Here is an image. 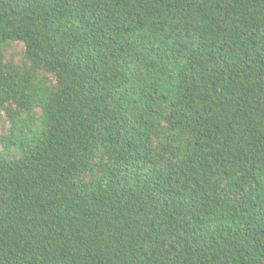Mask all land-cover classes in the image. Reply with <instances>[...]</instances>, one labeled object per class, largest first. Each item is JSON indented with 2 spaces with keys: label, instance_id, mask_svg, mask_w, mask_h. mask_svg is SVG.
Returning <instances> with one entry per match:
<instances>
[{
  "label": "trees",
  "instance_id": "16d2710c",
  "mask_svg": "<svg viewBox=\"0 0 264 264\" xmlns=\"http://www.w3.org/2000/svg\"><path fill=\"white\" fill-rule=\"evenodd\" d=\"M3 113L0 264H264V0H0Z\"/></svg>",
  "mask_w": 264,
  "mask_h": 264
},
{
  "label": "rangeland",
  "instance_id": "374dc122",
  "mask_svg": "<svg viewBox=\"0 0 264 264\" xmlns=\"http://www.w3.org/2000/svg\"><path fill=\"white\" fill-rule=\"evenodd\" d=\"M23 46L21 43L17 42L11 44L4 51V55L6 58L11 59L15 62L18 61L22 57ZM3 123L0 125V133L6 132V128L10 125L9 119H5L6 116L3 113Z\"/></svg>",
  "mask_w": 264,
  "mask_h": 264
}]
</instances>
